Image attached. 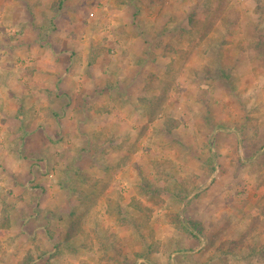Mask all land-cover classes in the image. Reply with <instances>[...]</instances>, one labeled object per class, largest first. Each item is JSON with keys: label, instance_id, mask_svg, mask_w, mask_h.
<instances>
[{"label": "rangeland", "instance_id": "rangeland-1", "mask_svg": "<svg viewBox=\"0 0 264 264\" xmlns=\"http://www.w3.org/2000/svg\"><path fill=\"white\" fill-rule=\"evenodd\" d=\"M132 2L143 12L125 14L135 25L129 32L154 49L140 54L154 62L145 79L152 94L134 110L139 124L118 144L104 133L94 142L97 158L76 140L36 158L26 137L29 156L0 158V206L10 213L0 232H37L24 243L35 250L49 232L54 249L44 263L85 255L93 264H259L251 248L264 244V0ZM4 79L0 73V87ZM6 100L13 109L2 116L10 118L20 102ZM9 145L1 152L15 153ZM41 200L48 209L31 204ZM109 209L120 210L124 224ZM190 221L203 233L193 237ZM241 240L239 255L223 256ZM18 253L33 256L24 246Z\"/></svg>", "mask_w": 264, "mask_h": 264}, {"label": "crops", "instance_id": "crops-1", "mask_svg": "<svg viewBox=\"0 0 264 264\" xmlns=\"http://www.w3.org/2000/svg\"><path fill=\"white\" fill-rule=\"evenodd\" d=\"M135 6L132 0H0V73L5 78L0 87V93H4L0 100V147L10 142L7 149L16 150L15 153L0 150V158L29 156L28 149L23 148L28 136L34 138L29 151L36 158L49 157L56 153L58 142L73 140L82 143L84 153L97 158L100 154L94 142L103 140L104 133L107 137L112 135L110 139L118 144L123 136L129 135L133 125L139 124L134 110L139 109L142 98L152 94L145 79L152 72L149 65L154 62L140 54L154 49L148 46L150 40H135L133 32H129L135 25L125 14L143 12ZM88 13L93 18L88 19ZM89 28L109 29L96 32ZM42 30L46 31V39L41 37ZM112 47L118 52L111 55ZM123 50L128 58H124ZM141 58L142 62H138ZM115 75L117 78L113 79ZM112 80L116 82L114 88ZM12 93L17 95L13 97ZM8 95L20 102V106H14L17 113L13 112L10 118L2 116L7 107L9 111L13 109L11 104L7 105ZM124 130L127 132L123 135ZM63 144L62 147H67ZM56 149L62 157L70 154L69 148L65 153L63 148ZM13 171L24 174L26 169ZM15 188L19 191V185ZM30 196L25 201L20 199L22 203L18 199L19 205L30 202ZM36 201L31 204L38 205L39 211L50 205L46 200ZM28 216L25 214L23 218ZM35 233L0 232V264L51 263H44L54 249L49 232H42V242H36L40 249L24 244L35 240ZM12 237L18 238L16 244L12 243ZM23 246L27 253L24 256L33 253L26 260L18 253ZM43 251L47 254L38 255ZM84 256L75 264H93Z\"/></svg>", "mask_w": 264, "mask_h": 264}, {"label": "trees", "instance_id": "trees-1", "mask_svg": "<svg viewBox=\"0 0 264 264\" xmlns=\"http://www.w3.org/2000/svg\"><path fill=\"white\" fill-rule=\"evenodd\" d=\"M151 193H149L148 197L150 196ZM137 204V206H136ZM138 205L142 206L143 204L142 203H136L135 200L133 203H131V206H136V209L138 210ZM139 211V210H138ZM109 215H117V218L118 220H120V222L122 224L124 219L122 217H120V210H117L116 212L115 211H112L109 209ZM259 220L262 219V226L264 227V210H262L261 212V217L258 218ZM10 224V213L9 211L7 210V207H3L2 209V213H1V216H0V228H6L7 226H9ZM185 227H186V223L184 224ZM188 225L192 228V232H189L193 237H197L196 234L193 232H197L198 234H202L203 232H201V227L198 223L196 222H193V221H190L188 222ZM189 227V228H190ZM189 230V229H188ZM190 231V230H189ZM230 243V242H229ZM243 246V240H241L240 242H238L237 244L234 245V247H231L228 246L226 249H222V254L223 256H229V255H232V253H235L236 255H239V251H236L237 249H240V247ZM251 252L254 254V256L257 257L256 261L259 262V264H264V244L259 246L258 248H251ZM234 254V255H235Z\"/></svg>", "mask_w": 264, "mask_h": 264}]
</instances>
